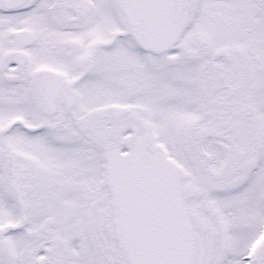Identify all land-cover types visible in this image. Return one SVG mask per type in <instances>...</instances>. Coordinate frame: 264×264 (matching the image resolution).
<instances>
[{
	"label": "snow or ice",
	"instance_id": "1",
	"mask_svg": "<svg viewBox=\"0 0 264 264\" xmlns=\"http://www.w3.org/2000/svg\"><path fill=\"white\" fill-rule=\"evenodd\" d=\"M0 264H264V0H0Z\"/></svg>",
	"mask_w": 264,
	"mask_h": 264
}]
</instances>
